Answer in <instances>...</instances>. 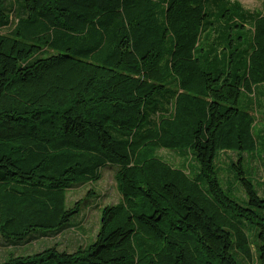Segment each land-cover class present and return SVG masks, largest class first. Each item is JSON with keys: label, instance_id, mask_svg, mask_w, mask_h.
Listing matches in <instances>:
<instances>
[{"label": "trees", "instance_id": "trees-1", "mask_svg": "<svg viewBox=\"0 0 264 264\" xmlns=\"http://www.w3.org/2000/svg\"><path fill=\"white\" fill-rule=\"evenodd\" d=\"M8 1L0 0V236L64 231L96 195L69 206V192L99 182L108 166L121 200L102 209L86 247L0 264H252L246 225L264 264V195L251 180L252 162L264 161V127L255 132L264 11L236 0ZM162 150L195 165L176 168ZM223 153L236 155L246 202L221 186Z\"/></svg>", "mask_w": 264, "mask_h": 264}, {"label": "rangeland", "instance_id": "rangeland-1", "mask_svg": "<svg viewBox=\"0 0 264 264\" xmlns=\"http://www.w3.org/2000/svg\"><path fill=\"white\" fill-rule=\"evenodd\" d=\"M240 2L246 10L251 12H263L264 0H236ZM14 6V0H9ZM17 4V2H16ZM18 6V4H17ZM16 7V6H14ZM13 7V8H14ZM15 17V16H13ZM264 92V87L258 89V96ZM243 108V107H242ZM256 135L259 136L264 127V109H258L255 113ZM167 163L176 168L195 165L191 157L182 158L177 152L162 150L157 154ZM245 159L248 158L245 156ZM237 160L236 155L232 153H223L217 160L218 177L224 191L232 198L246 202L245 193L238 182L235 171L231 168V163ZM251 180L254 185H261L259 192L264 195V161L255 158L251 164ZM192 171V169H191ZM117 169L114 166H108L101 171L102 178L99 182L85 185L73 189L68 194V204L72 206L75 202L84 198L87 193L94 190V196H91L86 205L82 208L80 215L76 216L71 224L64 231L56 234L54 232L40 231L31 234L24 242L9 241L0 236V263L9 259L11 255L28 256L44 251L47 248L56 246L61 251L69 253L75 252L80 246L86 247L89 243L95 241L100 228V218L102 209L117 205L121 200V195L117 187L115 175ZM194 173V172H193ZM245 229L253 245L254 261L252 264H259L257 258V239L256 231L246 225ZM238 264L246 263L241 257H237Z\"/></svg>", "mask_w": 264, "mask_h": 264}]
</instances>
